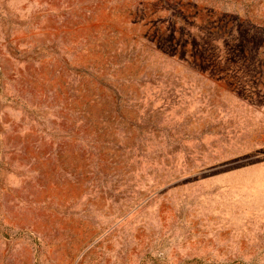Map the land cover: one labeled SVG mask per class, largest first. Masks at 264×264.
<instances>
[{"label": "rangeland", "instance_id": "374dc122", "mask_svg": "<svg viewBox=\"0 0 264 264\" xmlns=\"http://www.w3.org/2000/svg\"><path fill=\"white\" fill-rule=\"evenodd\" d=\"M0 264H264V0H0Z\"/></svg>", "mask_w": 264, "mask_h": 264}]
</instances>
